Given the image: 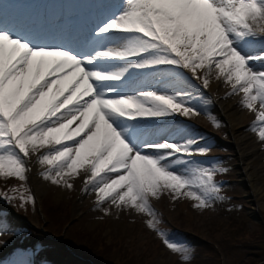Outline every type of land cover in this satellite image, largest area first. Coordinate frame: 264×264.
I'll use <instances>...</instances> for the list:
<instances>
[{
    "label": "snow or ice",
    "instance_id": "6c2138e0",
    "mask_svg": "<svg viewBox=\"0 0 264 264\" xmlns=\"http://www.w3.org/2000/svg\"><path fill=\"white\" fill-rule=\"evenodd\" d=\"M93 36L96 46L74 51L0 21V177L27 181L33 156L52 185L72 189L83 175L98 210L109 214L108 204L150 217L148 227L187 261L190 249L160 231L150 201L167 193L206 208L222 199L215 175L223 170L187 159L209 151L195 138L148 136L153 121L199 115L190 91L122 86L157 69L190 73L207 89L215 74L229 95L242 94V107L256 114L251 130L264 141V69L252 64L264 53L244 52L264 36V0H119ZM12 191L0 197L35 203L26 188Z\"/></svg>",
    "mask_w": 264,
    "mask_h": 264
},
{
    "label": "rangeland",
    "instance_id": "374dc122",
    "mask_svg": "<svg viewBox=\"0 0 264 264\" xmlns=\"http://www.w3.org/2000/svg\"><path fill=\"white\" fill-rule=\"evenodd\" d=\"M198 82L202 83L201 81ZM198 107L200 108L199 115L193 114L187 117L190 118L189 121L199 119L203 125L207 126V131L212 133L220 131L219 139L227 141L231 146L219 147V144L210 142L211 146H203L209 149L206 154L195 155H208L216 158L206 161L210 163L209 166H231L234 168L232 170H230L231 167L228 168L226 170L227 175L229 173L230 178L236 179L234 177L236 174L239 185L231 184L232 191L230 193L234 196L233 201L244 208L241 212L234 214V212L221 207V201H213L210 206L198 209L195 207L196 202L190 198L186 197L181 203L180 198L174 199L167 193L159 199H152L150 202L153 206L159 207L163 211L164 216L157 217L160 231L168 237V232L163 231V227L174 225L175 228L186 232L192 238L187 235H178L183 242L178 245L190 249L189 260L185 261L181 254L171 251L159 233L148 227L147 221L150 217L137 213L135 210H117L108 204L104 206L105 210L109 212L106 215L105 211L97 209L96 195L90 190L79 196L75 188L78 187L77 185H74L72 189L51 185L47 191L38 193L35 190L33 179L28 178L27 181H20L10 178L11 182L8 183V178L0 177V183L9 186L4 191L9 196L13 195V189L23 191L26 188L28 191L25 192V196L30 195L35 199V203L29 202L27 204L19 198L11 201L4 199L3 201L2 206H7L8 209L5 211L7 216L13 218L10 214L19 212L27 218L26 220L22 219V221L33 227V229L21 228L20 222L13 218V229L0 235V255L4 253L3 259H5L3 264H9V260L12 264H18V260L23 257L20 254L26 250L20 247L24 244L28 245L34 236L41 237L39 238L41 244L47 245L42 250L47 252L40 251L37 253L39 244L34 243L36 245L34 250L28 252L29 255L26 256L27 264L35 260H41L42 264H51V261L44 260L46 257H41L42 253L55 258L56 261L67 262L60 256V250L57 248L60 247V244L56 240L65 244V239L63 240L62 233L59 232L69 219L71 224L65 230L67 234L64 233L68 240L80 245V243H75L74 238H81L79 241L83 245L84 242H87L91 245V249L93 247L99 249L100 254L108 261L105 264H264V141L259 139L257 132H251L258 141L261 156L258 165V168L262 170L260 207L254 203L244 180L239 178L241 167L235 145L231 144L233 140L231 139L232 132L229 121L225 117L227 123L219 121L216 118L219 115L216 108L210 107L212 109L207 111L203 107ZM245 109L243 108V110ZM255 118L256 114L250 113L243 118V126L246 127L251 124ZM217 124L219 126H216ZM226 153L231 154V156H219ZM26 175L28 177V174ZM215 182L218 183L217 180ZM15 195L19 197V192H16ZM222 197L230 200L225 195ZM167 199L168 203L163 201H167ZM44 214L48 219L47 222ZM136 217H142V219H136ZM49 230L60 235L56 238L52 237L48 233ZM21 242L23 244H20ZM50 242L58 245L53 247ZM13 247H15L14 252L11 251ZM76 247L79 248V246Z\"/></svg>",
    "mask_w": 264,
    "mask_h": 264
},
{
    "label": "bare ground",
    "instance_id": "6f19581e",
    "mask_svg": "<svg viewBox=\"0 0 264 264\" xmlns=\"http://www.w3.org/2000/svg\"><path fill=\"white\" fill-rule=\"evenodd\" d=\"M260 40V39H259ZM257 46V45H256ZM264 52V48L262 47L261 52H255L252 55H259ZM254 64L258 65V68L264 69V61H253ZM144 73V77L140 80L133 81L136 84V87H144L145 90L149 89H159V90H175V89H186V86H192L196 80L190 79V73H185L181 77H172L166 72L155 71L153 70H145L144 72H140L137 74ZM133 75V78L137 75ZM172 77V78H171ZM132 78V79H133ZM132 81V80H131ZM168 81V84H164ZM164 82V83H161ZM165 87V88H164ZM217 87L218 92L215 95V98L211 100V97L207 99L210 102H216V106L219 111L223 113V116L229 121L231 132H232V145H235L236 155H238L239 166L241 172V178L246 183L247 188L250 190V194L253 197V201L257 206L261 207V169L258 168L260 164V153L258 147V141L256 138L251 136L250 128L243 126V118L246 117L249 113V110L243 112L241 106V95L231 96L229 93L231 92V88L228 85H225L223 80H217L215 78V74L210 77V84L207 89L201 88L200 93L196 94L194 92L193 99L191 101L192 104L202 96V93L209 90L211 91L213 88ZM228 91V93L226 92ZM198 95V96H195ZM204 102L206 99L203 100ZM205 106V104H203ZM176 116H172L169 118H176ZM165 119V118H163ZM162 120V119H161ZM34 157V156H33ZM29 161L28 166L31 167L32 179L34 182L35 190L38 193H42L47 191L49 187L52 185L49 181H45L42 178L41 173L44 171V168L37 163V158H33ZM84 176L82 175L80 178L73 181V184L76 186L82 187V183L79 179L82 180ZM77 187V188H78ZM61 191V189H60ZM80 195V194H79Z\"/></svg>",
    "mask_w": 264,
    "mask_h": 264
},
{
    "label": "trees",
    "instance_id": "16d2710c",
    "mask_svg": "<svg viewBox=\"0 0 264 264\" xmlns=\"http://www.w3.org/2000/svg\"><path fill=\"white\" fill-rule=\"evenodd\" d=\"M88 252L92 253V254H98L97 249H95L94 247H93V249L90 248Z\"/></svg>",
    "mask_w": 264,
    "mask_h": 264
}]
</instances>
